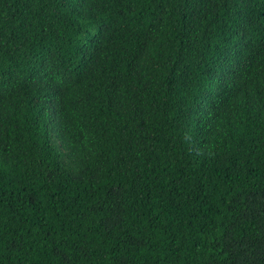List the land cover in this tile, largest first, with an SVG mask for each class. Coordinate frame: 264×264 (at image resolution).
Listing matches in <instances>:
<instances>
[{"label": "trees", "instance_id": "1", "mask_svg": "<svg viewBox=\"0 0 264 264\" xmlns=\"http://www.w3.org/2000/svg\"><path fill=\"white\" fill-rule=\"evenodd\" d=\"M0 264H264V0H0Z\"/></svg>", "mask_w": 264, "mask_h": 264}]
</instances>
